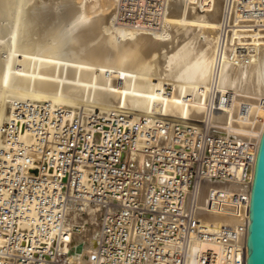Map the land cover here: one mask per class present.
Listing matches in <instances>:
<instances>
[{
    "label": "built area",
    "instance_id": "2783aa9c",
    "mask_svg": "<svg viewBox=\"0 0 264 264\" xmlns=\"http://www.w3.org/2000/svg\"><path fill=\"white\" fill-rule=\"evenodd\" d=\"M224 6L211 97L225 51L240 63L259 54L251 42L226 47L235 25L264 30V0ZM238 13L242 22L233 21ZM228 99L225 93L222 103ZM262 110L264 98L256 111L242 106L253 130ZM1 134L0 264H211V251L192 249L204 241L221 245V264H246L257 134L234 139L126 109L72 110L24 99L13 101ZM133 148L142 154L138 164L127 155ZM207 179L228 187L204 193ZM209 212L218 218L207 219ZM91 213L98 236L86 260L83 243L72 238L90 230L83 216Z\"/></svg>",
    "mask_w": 264,
    "mask_h": 264
},
{
    "label": "bare ground",
    "instance_id": "6f19581e",
    "mask_svg": "<svg viewBox=\"0 0 264 264\" xmlns=\"http://www.w3.org/2000/svg\"><path fill=\"white\" fill-rule=\"evenodd\" d=\"M31 1L0 0V151L1 124L17 99L72 110L100 108L104 113L126 109L134 117H162L171 125L241 140L255 133L260 139L264 110L263 122L253 130L254 121L244 117L242 106L249 103L256 111L264 98V30H240L241 24L235 25L226 47L251 42L259 54L240 63L225 51L216 96H210L225 0H75L78 9L69 22L48 26L38 39L29 30L28 36L24 34ZM241 18L238 13L233 21L242 22ZM98 30L87 41L80 37ZM225 93H229L226 104ZM127 155L134 164L142 162V154L134 148ZM201 185L204 193L228 187L224 180L213 179ZM214 212L204 213L205 217L218 218ZM83 220L90 230L75 234L72 242L83 243L80 257L89 260L96 250L98 227L92 213ZM192 249L211 251V264H221L218 243L198 242Z\"/></svg>",
    "mask_w": 264,
    "mask_h": 264
},
{
    "label": "water",
    "instance_id": "95a60500",
    "mask_svg": "<svg viewBox=\"0 0 264 264\" xmlns=\"http://www.w3.org/2000/svg\"><path fill=\"white\" fill-rule=\"evenodd\" d=\"M246 264H264V128L250 186Z\"/></svg>",
    "mask_w": 264,
    "mask_h": 264
},
{
    "label": "rangeland",
    "instance_id": "374dc122",
    "mask_svg": "<svg viewBox=\"0 0 264 264\" xmlns=\"http://www.w3.org/2000/svg\"><path fill=\"white\" fill-rule=\"evenodd\" d=\"M37 1L38 3H35ZM71 1L72 0H69V1L68 0H40V1L32 0L30 3L31 6L30 4L28 5V7H31L30 10L28 9L30 13L26 14V16L27 17L29 16V18H27L26 30L24 29L25 33L23 31L25 36H28L29 33H31V35H33L34 33L33 38L35 37L34 39H38V38H41L42 35H44L43 32L45 33L48 30V26L49 28H51V26L56 28L58 27V25L61 26L60 23L65 24L64 22L66 23L69 22V18L71 17L73 12H75L78 9L77 8L78 4L76 5L77 2L75 3V0H73L74 4H72L73 2ZM36 6H38L37 10H36ZM32 9H33V12H32ZM36 12L38 13L36 14ZM30 17H31V20H30ZM98 17H99L98 15L94 16L93 19H98ZM90 25L91 24H89L88 26L90 27ZM40 26L41 28H43V29L40 28L42 31L39 29ZM44 29H46V31H44ZM28 30L30 31L29 33H28ZM99 33H100L99 30L92 31V32L88 31L86 32L85 36L81 35L80 37L82 40L87 41V39H90L93 36L98 35ZM1 127H2V124H1Z\"/></svg>",
    "mask_w": 264,
    "mask_h": 264
}]
</instances>
